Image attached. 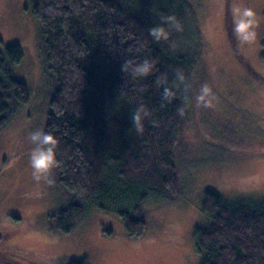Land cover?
Returning a JSON list of instances; mask_svg holds the SVG:
<instances>
[{
  "label": "trees",
  "instance_id": "16d2710c",
  "mask_svg": "<svg viewBox=\"0 0 264 264\" xmlns=\"http://www.w3.org/2000/svg\"><path fill=\"white\" fill-rule=\"evenodd\" d=\"M28 2L42 28L52 80L44 131L58 140V182L83 198V204L119 215L128 234L141 237L147 224L141 216L143 203L181 195L176 151L182 101L189 97L185 79L204 56L197 10L192 0ZM170 15L179 21V31L166 23ZM153 26L165 27L167 40H153ZM22 58L16 43L0 51V130L29 102L26 84L13 75V65ZM144 59L155 62L148 76L123 73L125 60ZM158 78L166 84L158 87ZM165 86L174 93L171 102L162 100ZM140 104L151 116L138 134L130 113ZM83 204L72 203L51 216L53 227L70 233ZM200 211L209 222L192 230L199 264H264V201L230 202L206 189ZM2 251V258L5 252H25ZM66 264L89 263L83 258Z\"/></svg>",
  "mask_w": 264,
  "mask_h": 264
},
{
  "label": "rangeland",
  "instance_id": "374dc122",
  "mask_svg": "<svg viewBox=\"0 0 264 264\" xmlns=\"http://www.w3.org/2000/svg\"><path fill=\"white\" fill-rule=\"evenodd\" d=\"M192 2L205 44L203 62L185 79L189 97L182 101L176 151L181 195L143 203L146 231L134 237L119 215L69 193L58 182L57 168L51 184L33 179L28 135L45 128L52 80L42 28L28 0H0V51L20 45L23 58L13 65V75L29 91V102L0 130V264L83 258L89 264H199L192 230L209 222L200 211L206 189L230 202L264 201V0H244L261 18L260 42L251 48L242 47L232 32L233 0ZM205 84L208 93L198 102ZM75 202L83 204L81 218L62 233L51 216ZM6 249L25 252H5L2 258Z\"/></svg>",
  "mask_w": 264,
  "mask_h": 264
},
{
  "label": "clouds",
  "instance_id": "9594fccd",
  "mask_svg": "<svg viewBox=\"0 0 264 264\" xmlns=\"http://www.w3.org/2000/svg\"><path fill=\"white\" fill-rule=\"evenodd\" d=\"M232 32L235 35L238 43L245 47L251 48L255 44H259V36L256 31L261 23L255 7L247 6L244 0H233L232 6ZM166 23L170 28L177 31L180 30V23L175 15H170L165 18ZM149 34L153 40L159 42L167 40L168 31L163 26H153L149 29ZM155 62L144 59L139 63H133L130 60H125L121 65L122 71L125 75H131L133 78H142L148 76L153 70ZM182 79V77H181ZM157 86L166 84V79H157ZM208 93L207 85H203L200 90V95L196 100L203 101ZM174 93L168 88L163 87L162 100L171 102ZM187 100V97H185ZM151 113L149 109L143 105H138L130 113L132 128L141 134L144 130L143 121L149 119ZM155 123V121H150ZM28 139L33 145L28 163L32 170L33 179L37 182L43 181L44 183L51 184L52 172L57 167L58 161L56 158V146L58 143L57 137L51 132L42 129H35L29 132Z\"/></svg>",
  "mask_w": 264,
  "mask_h": 264
},
{
  "label": "flooded vegetation",
  "instance_id": "af4514ba",
  "mask_svg": "<svg viewBox=\"0 0 264 264\" xmlns=\"http://www.w3.org/2000/svg\"><path fill=\"white\" fill-rule=\"evenodd\" d=\"M228 13H230L229 10H228ZM228 15H229V14H228Z\"/></svg>",
  "mask_w": 264,
  "mask_h": 264
}]
</instances>
